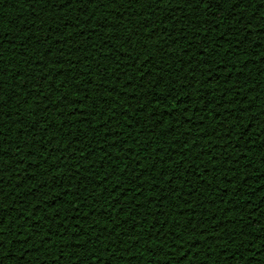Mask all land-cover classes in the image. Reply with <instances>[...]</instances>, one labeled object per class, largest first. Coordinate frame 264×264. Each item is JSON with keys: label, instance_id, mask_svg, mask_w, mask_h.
<instances>
[{"label": "snow or ice", "instance_id": "snow-or-ice-1", "mask_svg": "<svg viewBox=\"0 0 264 264\" xmlns=\"http://www.w3.org/2000/svg\"><path fill=\"white\" fill-rule=\"evenodd\" d=\"M25 2L32 8L30 15L35 12L37 19L46 14L63 21L67 15L74 25L71 26L74 32L69 31L67 37L64 31L55 33L57 40L52 41L47 31L35 22L27 28L21 24L14 36L0 32V264H23L24 259L20 258L33 249L35 251L29 256L39 253L47 258L39 264H98V261L99 264H133V245H137L135 249L139 250L141 258L144 254L149 255L147 264H252L253 261L264 264V195H260L264 190L256 193L264 178L256 180L254 188L244 183L251 175L250 167L255 170L252 172L259 173L254 164H264V157L256 161L253 151L255 145L256 151L264 153V142H258L264 139V109L257 113L251 107L252 103L241 95V89L249 92V86L251 89L257 87L249 78L241 75L232 82L233 74H242L252 58L241 62L240 66L235 59L225 60L222 80L207 67L217 64L215 58L220 55L222 43L230 46L223 49L229 57L238 53L248 56L244 49L251 46L259 62L264 64V53L256 51L264 47V34L260 32L264 29V11H254L245 18L248 8L256 9L259 5L264 9V0ZM80 8H87V12L80 13L77 11ZM157 8L161 10L157 12ZM101 9L106 15L98 17L97 12ZM172 9L180 11L172 12ZM73 12L76 13L74 17L70 15ZM116 12L127 14L123 19L107 14ZM233 12L235 14L229 19ZM165 15L170 16L169 20H164ZM134 16L139 19L132 25ZM253 21L260 24L255 32ZM2 25L0 18V27ZM127 25L131 27L127 28L126 35L123 31L112 33V38L119 37L113 38L118 45L104 46L106 41H101L102 47L98 51L108 49L101 59H89L87 53L93 47L91 44L83 49L75 48L76 52L85 53L82 59L79 56L72 59V48L63 59L59 55L53 56L52 45L57 41L68 44L74 34L89 39L96 33L103 34L105 29H121ZM68 27L62 22L56 25L63 30ZM85 28L89 31H84ZM41 31H45L43 39H39ZM81 32L83 36L79 35ZM249 32L257 40H251L253 35L249 36ZM214 33L218 35L212 40L210 37ZM165 42L167 49L172 51L166 49ZM38 43L48 44L43 54L37 50ZM71 43L76 44V41L73 39ZM181 43L184 47L179 48L177 54V46ZM209 44L212 47H208ZM257 44L260 46L255 47ZM9 51L11 54L6 57L5 53ZM111 52L115 53L114 58L108 54ZM104 60L110 63L105 64ZM78 64L81 65L79 69ZM220 67L217 64V68ZM130 69L135 70L134 74L129 75ZM93 73L98 80H93ZM198 73L203 76V81L198 79ZM260 74L264 75V71ZM129 84L130 87H125ZM202 85L211 88L207 92L208 98ZM110 88L117 89L116 93L109 91ZM185 89H195L200 94L193 100L191 92ZM256 92L253 101L260 97L259 91ZM213 93L218 95L213 96ZM130 95L138 99L129 100ZM190 111L199 116L195 124L193 117L188 115ZM202 112H211V128H204L202 121L207 117L200 115ZM53 113L55 119L50 118ZM164 113L172 117L166 128L163 127ZM29 116L31 120L27 119ZM245 116L248 123L243 127L254 126L247 132L238 131ZM78 124L88 126L84 135L77 133L65 144L62 137L72 136V129ZM13 127H16L15 136L10 135ZM133 127L141 132L147 130V135H155V139L150 141L139 135L133 139L130 131ZM89 131L95 136L89 138ZM21 132L24 134L20 135ZM169 135L174 137V144L179 143V148L168 151L166 158L161 153L166 142L164 137ZM201 140L203 145L199 143ZM93 142L97 148H93ZM241 143L245 147L239 148L237 154L235 145ZM73 144L78 147L73 148ZM52 149L60 151L53 153ZM159 149L163 151L158 152ZM196 149L199 151L189 157L188 150ZM40 151L47 155H38ZM173 151L178 153V159H172ZM29 152L34 155L29 156ZM97 152L102 153L99 166L95 159ZM249 152L253 153L251 158L247 155ZM241 156L245 158L241 160ZM89 157L93 159L89 160ZM6 158L11 163H7ZM145 160L153 163L144 165ZM80 161L85 163L80 164ZM156 161L159 163H155L153 170ZM62 168L69 174L67 180L61 178ZM81 169L85 175L78 180ZM145 170L147 174L142 176ZM5 173L9 174L7 180L12 181L10 185L2 182L6 180ZM37 176L46 179L36 183ZM226 179L230 182L226 183ZM113 180L115 182L109 188ZM30 181L31 186L26 187ZM71 181H78V187L72 192L73 215L65 216L56 208V202L68 194ZM50 187L64 189L49 198L55 203H36L29 199L37 192L47 196ZM96 188L100 189L99 193ZM224 189H228L226 196L222 195ZM205 192L211 195L210 203L217 206L211 215L207 211L209 199H200ZM258 195L256 213L250 217L252 204L247 208L244 206ZM18 198L21 202L14 204ZM45 204L47 208L56 209L51 213V220L47 219ZM20 206H24V210H19ZM81 206L88 209L83 213V220L80 219ZM28 208L32 210L25 215ZM9 209L14 211L9 212ZM6 212L9 214L4 215ZM41 212L44 215H38ZM253 219L261 221L259 231H253ZM53 236L59 237L62 243H54ZM14 241L28 242L13 248ZM27 264H33V261L29 260Z\"/></svg>", "mask_w": 264, "mask_h": 264}, {"label": "trees", "instance_id": "trees-1", "mask_svg": "<svg viewBox=\"0 0 264 264\" xmlns=\"http://www.w3.org/2000/svg\"><path fill=\"white\" fill-rule=\"evenodd\" d=\"M137 7H139V6H137ZM235 7L236 6L234 5L233 8H235ZM160 10L161 9L157 8V12H159ZM37 11H39V6H37ZM56 11L58 12L59 10L57 9ZM77 11H79L80 13L83 14V13L87 12V8H80ZM177 11H180V10L172 9V12H177ZM254 11H256V13H259V11H264V9H261V6H259V5L257 6L256 9L248 8L246 13H245V18L247 19V16L252 14ZM31 12H32V8L30 7L29 3L25 2V0H0V18L3 19V25H2V27H0V32H2L5 35H13L14 36V35H16V31L15 30L18 29L21 24H23L24 27L27 28L33 22H35V24L37 26H40L42 29L46 30L47 34L51 37L52 41L57 40V35L55 33H60L62 31H64V35H65V37H67L69 31H73L74 32V30L71 27V26H74V25H72V22H71V20L69 19V17L67 15L65 16L63 21H60L57 18H49L46 14L42 15L40 17V19H37L36 13L33 12L32 15H30ZM107 14L108 15H116L118 19H123L126 16L127 13H125V12H116V13H107ZM234 14H235L234 12L230 13L229 14V19H231ZM70 15L74 17L76 15V13L73 12V13H70ZM104 15H106V13L104 12L103 9H101V10H99L97 12V16L98 17H102ZM177 15H179V13H177ZM169 18H170L169 15H165L164 16V20L165 21L169 20ZM253 18H255V14H254ZM108 19L111 20L112 17L109 16ZM137 19H139V17H135L134 16V17L131 18L132 25H134L136 23ZM61 22L64 23V27H68V26L69 27L66 30H63V28H56V25L58 23H61ZM88 22L89 21H82V23H85V24H87ZM147 23H148V21H145V24H147ZM252 23H253V32H255L256 28L259 27L260 24H259V21H253ZM49 26H51V27H49ZM101 26L103 27L104 25L102 24ZM128 27H131V25L124 26L121 29L108 28V29L104 30L103 34L96 33L94 35H91L89 39H85L84 37H78V36H76L74 34L70 38L68 44H65L64 41L61 40V41H57L56 44L54 43L52 45V47H53V56L59 55L61 57V59H63L64 56L67 55V52H68L69 48H72L73 49V51H72V59L75 60L76 57H78V56L81 57V59H82L83 55L85 53L83 51L76 52L75 48L77 46H79L81 49H83L85 45L91 44V45H93V47L89 48L88 49V53H87L89 55V59H93V60L101 59L103 57L104 53L108 52L107 48H104L103 52L98 51L102 47L101 41H106L104 46H111L113 43H117V45H118V42H115L113 40V38L114 39H118L119 37H113L112 38V33L113 32L123 31L124 34L126 35ZM222 30L223 29H221V31ZM84 31L87 32V31H89V29L85 28ZM260 32H261V34H264V29H261ZM44 34H45V31H41L39 33V39H43L44 38ZM155 34L156 33L154 32L153 35H155ZM79 35L83 36L84 33L81 32V33H79ZM200 35L202 36L203 34L201 33ZM217 35H218V33H214L213 36L210 37V39L215 40ZM248 35L251 36V35H253V33L249 32ZM73 39L76 41V44H72L71 43V40H73ZM221 39H223V38H221ZM250 39L251 40H257V37L255 35H253V36L250 37ZM206 43H207V41H206ZM259 46H260L259 44L255 45V47H259ZM46 47H48L47 43H45V44H39L38 43L37 44V50H38V52L40 54H43L44 48H46ZM165 47L167 49V43L166 42H165ZM181 47H184L183 43H181L180 45L177 46V54H179L178 49L181 48ZM208 47H212V45L209 44ZM228 47H230V46L227 43H222L220 55L215 58L216 61H217V64L221 65L220 68H217V64H211V65H208L207 67L211 68V70L216 75L220 76L221 80H222L223 77H224V74H225L222 65L224 64L225 60H233V59H235L237 61L238 66H240L241 62L248 61V58L251 57L252 61L247 62V63H249V67L247 69H245L242 74L234 73L232 82H234L239 76L242 75L243 77L249 78V80H250V82L252 84H256L257 85V87L255 89H251L250 86H249V92H245V91H243V89H241V95L244 96L243 98L245 100L247 99V101L249 103H252L251 107L255 108L254 110L257 113H259V111L261 109H264V75L260 74L262 71H264V64H261L259 62V59L255 56V54L251 50V46H246L245 49H244V51L248 52V56H244L243 54L238 53L237 56H233V57H229L223 51L224 48H228ZM61 49L63 50L62 52L60 51ZM17 50H19V49H17ZM167 50L168 51H172V49H167ZM256 51L264 53V47L257 48ZM10 54H11L10 51L6 52L5 56L7 57ZM108 54L110 56H112L113 58L115 57V53L114 52H111V53H108ZM121 55H123V54H121ZM37 58H39V57H37ZM185 59H187V57H185ZM103 62L105 64L110 63V61H108V60H104ZM262 63H264V61H262ZM64 66L67 67V65H64ZM80 67H81V65L78 64L77 68L79 69ZM112 67L115 68V64H112ZM134 72H135L134 69H130L129 70V75L134 74ZM19 74L20 73H17V75H19ZM56 75L58 76V75H60V73H57ZM92 76H93V80L94 81L99 79L94 73L92 74ZM197 76H198L199 80L203 81V76L202 75H200L198 73ZM50 79L55 80V77H50ZM61 79H63V77H61ZM118 82H119V80H118ZM242 82H243V80H242ZM88 83L91 84L92 81H88ZM130 86H131L130 84L129 85H125V87H130ZM93 87H94V85H93ZM202 87L204 89V94H205L206 98H208L207 97V92L210 91L211 88L208 85H202ZM117 88L119 89V85H117ZM46 90L49 91V92L52 91L51 88H47ZM21 91H23V90H21ZM109 91H111L113 93H116L117 89L110 88ZM156 91L159 92L161 90L160 89H156ZM185 91L186 92H191L193 100L196 98L197 95L200 94V93H197L195 91V89H185ZM256 91H259L260 97H257L256 101H253V98L257 95ZM129 92H131V89H129ZM13 95H15V93H13ZM30 95H32V93H30ZM123 95L124 94L121 93V96H123ZM180 95L184 96V92H181ZM217 95H218V93H213V96H217ZM57 98L58 97H53V99H57ZM128 98H129V100L138 99V97H135L134 95H130ZM117 99L119 100V97H117ZM89 107H91V105H89ZM26 110H27V108L24 109V111H26ZM217 111H219V110H217ZM241 111H245V110L241 109ZM7 115L10 116V115H12V113H7ZM129 115H131V113H129ZM164 115L166 117H164V125H163V127L166 128L168 126V124L172 122V117L168 116V115H170L169 113H164ZM188 115H191L193 117V124H195L196 121L199 119V116L197 114H195L193 111H190L188 113ZM200 115H203V116L207 117L205 120L202 121L204 128H211V126H212L211 122H212V119H213V116H212L211 112H202V113H200ZM232 115H235V113H232ZM50 118L51 119H55V114L54 113L51 114ZM5 119H7V117H5ZM27 119L31 120L32 117L29 116ZM252 119L256 120L257 117H252ZM12 120H15V117H12ZM11 122L12 121L10 120L9 123H11ZM161 123H162V121H161ZM230 123H231V121H230ZM247 123H248V119H247V116H245V118L241 121V127L238 129V131L247 132L254 126L253 124H249L248 128L245 129L243 127V125H245ZM87 127L88 126L86 124H78L76 126V128L72 129V136H70V137H62L63 140H64V143L67 144L68 141L72 139V137H76L77 136V133H80V135L83 136L84 135V130ZM185 127H188V125H185ZM130 131L133 132V139H135L136 136H138V135L142 139H148L150 141L155 139V135H152V136H148L147 135V130L141 132L140 129H136L135 127H133V129H130ZM23 134H24L23 132L20 133V135H23ZM112 134L113 133H109V135H112ZM6 135H9V134L6 132ZM10 135H12V136L17 135L16 127H13L12 133ZM116 135H119V133H116ZM125 135H128V133L126 132ZM87 136L89 138H92V137L95 136V134L93 132L89 131V132H87ZM79 138L80 137H77V139H79ZM25 139H30V138L29 137H25ZM164 140L166 141L163 144L164 151H163V149H159L158 152H162L163 151L161 153V155H165L166 158H167L168 151L173 150V149H178L179 148V143L178 142L175 143V144L173 143L174 137L172 135L164 137ZM235 140H236V136L234 134L233 135V141L235 142ZM213 142H215L214 139H213ZM258 142H264V139H262V140H260ZM131 143H132V139L129 140V144H131ZM199 143H201L203 145V141L202 140L199 141ZM6 147H10V145H6ZM48 147L51 148L52 145L49 144ZM72 147L75 148V147H78V145L73 144ZM97 147L98 146L93 142V148H97ZM139 147H140V145L137 146V149ZM244 147H245L244 143H241L240 145L239 144L235 145V148L237 149V154H239V148H244ZM22 151L27 152V149H22ZM58 151H60V150L59 149H52L53 153H56ZM111 151L115 152V149H111ZM198 151H199V149L188 150V156L189 157L194 156L196 154V152H198ZM253 151L255 152L256 161H259L261 159V157H264V153H259L258 151H256L255 145L253 146ZM64 154L67 155V152L65 151ZM11 155H12V152L10 151L9 152V156H11ZM28 155L32 156L34 154L29 152ZM38 155H47V153L44 152V151H40V152H38ZM101 155H102L101 152H97L96 156H95V159L97 161V165L98 166H99V158H100ZM176 155H178V153L173 151V155H172V159L173 160L178 159V157ZM247 155L251 158L253 156V153L249 152V153H247ZM244 158L245 157H243V156L240 157L241 160H243ZM53 159H55V156H53ZM88 159L92 160L93 157H89ZM204 159H206V157ZM6 162L7 163H11V161L7 160V158H6ZM20 163H23V161H21ZM79 163L83 164V163H85V161H80ZM137 163L139 164V161H137ZM152 163L153 162L151 160H145L144 161V165H149V164H152ZM155 163H159V161L154 162L153 170L155 169ZM29 167H35V166L34 165H29ZM161 167H163V165H161ZM254 168H258L259 169V173L252 172V171H255V170L250 167L249 171H250L251 175H249V177L244 181L245 184L249 183L250 186L253 187V188L256 187V185L254 183L256 180L264 178V164H260V163L257 162V163L254 164ZM92 171H95V169H93ZM104 171H107V169H104ZM61 172H63V175H62L61 178L64 179V180H67L69 174L66 171H64L63 168L61 169ZM205 172L207 173L208 170L205 169ZM73 174H75L74 171H73ZM145 174H147V170H145V172L141 173L142 176L145 175ZM191 174L192 173L190 171L189 175H191ZM8 175H9L8 173L4 174L6 180L2 181V182L7 184V185H10L12 183V181L7 180ZM84 175H85V173L83 172V169H81V176L78 178V180L79 179H83ZM28 179L32 180L34 178L33 177H28ZM42 179H46V177L37 176V179H36L35 182L39 183L40 180H42ZM13 182H15V181H13ZM112 182H115V181L113 180V181H111L109 183V188L111 187V183ZM225 182L228 183L230 181H228L226 179ZM159 183H160V181H157V184H159ZM177 183L179 184L180 181H177ZM260 183H261L262 187L261 188H257L256 189V193H259L260 191L264 190V180H261ZM71 184H72V187L67 189L68 190V194L63 196L62 198H58L57 202L56 201H52L51 202V200L49 198L55 196V194L57 192H63L64 191V189H61L59 187H57L55 189L50 187L49 189H47V192H48L47 196H43V195H41V193L37 192L35 197H30L29 199L31 201H33V202H36V203H39L40 201H46L47 203H55L56 202V208H59L60 211L63 212L65 216L73 215V209H74L73 201H74V197L72 196V192L78 187V181H71ZM28 186H31V181L29 182L28 185H26V187H28ZM145 186L147 187V185H145ZM17 187H20V185H17ZM65 187L67 188V184L65 185ZM89 187H90V185H89ZM155 188H156V186L154 185L153 189H155ZM96 192L99 193L100 189L96 188ZM106 192H107V190H106ZM256 193H254L253 195H255ZM227 194H228V189H224L222 195L226 196ZM21 195H23L22 192H21ZM33 195H35V190L33 192ZM146 195H148V194L146 193ZM260 195H264V193H260ZM205 197H207L209 199V204L207 206V211H208L209 215H211L212 212L216 211V207L217 206H214V205H212L210 203L211 195L208 192H205L200 197V199L203 200V199H205ZM258 200H259V195L256 197L255 200H253L252 202L249 201L248 205L244 206L245 208H247L248 206H250L252 204V212L249 213L250 217L253 214L256 213V202ZM65 201L67 203H65ZM20 202L21 201L18 198V200L14 201L13 203L16 204V203H20ZM122 203H123V201H122ZM179 206L183 207V204L180 203ZM44 207L47 208V204H45ZM218 207H223V205H218ZM19 210H24V206H20ZM31 210H32L31 208H28L27 210H25V215H27V213L29 211H31ZM37 210H39V209H37ZM55 210H56L55 208H47V214H48L47 215V219L48 220H51V213L54 212ZM11 211H14V209H9V212H11ZM225 211H227V210H225ZM9 212L4 213V215H8ZM85 212H88V209L84 208L83 206H81V208H80V213H81L80 219L81 220L84 219L83 213H85ZM180 214L183 215L184 213H180ZM217 214H219V213H217ZM38 215H44V212H41ZM230 215H231V213H230ZM73 219H76V217H73ZM161 219H163V217H161ZM151 222H152L151 219H149V223H151ZM181 222H183V221H181ZM238 222L239 221H237V223ZM260 223H261V221L258 220V219H253L252 220V225L251 226H255L253 231H259V229H260V225L259 224ZM110 226L111 225H109V227ZM84 227L85 228L87 227V222L86 221L84 223ZM217 227H219V225ZM145 229L147 230V226H145ZM64 239H68V237H64ZM81 239H84V237H81ZM257 239H259V237H257ZM34 240L38 241V238H34ZM52 240H53L54 243H56L58 245L60 243H62V240L59 237H56V236H53ZM27 242L28 241H23V242L14 241L13 242V248L19 247L18 244H20V243H27ZM138 243L139 242H137V244ZM196 243H199V241H197ZM136 246L137 245H133V252L135 253V257L132 258L133 259V264H147V261L150 258L149 255L148 254H144L143 258H141L140 254H139V250L135 249ZM201 246H203V245L201 244ZM74 247H79V246H74ZM153 249H155V245H153ZM32 251H35V250L34 249L33 250H29L28 252L25 253L24 257L20 258L21 260L24 259L23 264H27V261H29V260H32L33 264H39L40 261L47 259L46 257L42 256L39 253H33L31 256H29V254ZM148 251L151 252L152 249H148ZM16 255H19V252H17ZM66 255H67V253H66ZM81 255H83V253H81ZM177 255H178V251H177ZM125 259H128V257H125ZM214 259H215V257H214ZM98 264H99V261H98ZM174 264H175V262H174ZM185 264H187V262H185ZM252 264H255V261H253Z\"/></svg>", "mask_w": 264, "mask_h": 264}]
</instances>
